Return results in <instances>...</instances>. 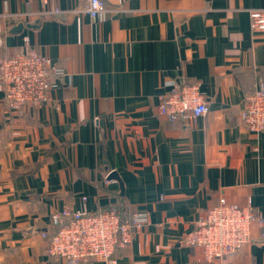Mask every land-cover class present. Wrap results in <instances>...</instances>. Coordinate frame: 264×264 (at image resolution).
I'll return each mask as SVG.
<instances>
[{"label": "crops", "instance_id": "1", "mask_svg": "<svg viewBox=\"0 0 264 264\" xmlns=\"http://www.w3.org/2000/svg\"><path fill=\"white\" fill-rule=\"evenodd\" d=\"M105 2L94 18L86 0H0V58L26 52L28 38L66 71L50 100L21 111L0 85V264H67L42 235L52 213L111 205L150 214L117 264H211L186 242L205 210L225 197L264 218V132L240 117L264 81V32L250 27L264 0ZM174 78L201 84L207 115L159 113ZM262 232L225 264H264Z\"/></svg>", "mask_w": 264, "mask_h": 264}, {"label": "built area", "instance_id": "2", "mask_svg": "<svg viewBox=\"0 0 264 264\" xmlns=\"http://www.w3.org/2000/svg\"><path fill=\"white\" fill-rule=\"evenodd\" d=\"M83 10L94 18L104 16L105 0H86ZM62 12L56 8L54 14ZM252 32H264V8L250 10ZM26 52L0 58V85L4 87L8 109L21 111L40 106L50 100L58 79L65 69L31 46L26 38ZM171 89L159 98V113L168 121L194 123L209 113V102L199 82L173 79ZM240 117L251 132H264V81L246 97ZM83 200H86L83 197ZM54 231L44 232L47 249L67 264L100 261L117 264L114 254L132 242L135 233L149 224L150 214L135 212L125 216L119 205L100 210L66 206L52 213ZM264 224L262 215L249 206L229 202L221 197L218 203L201 214L195 227L186 237L189 246L200 247L209 263L225 264L243 246L250 243L254 231ZM264 237V233H261Z\"/></svg>", "mask_w": 264, "mask_h": 264}, {"label": "water", "instance_id": "3", "mask_svg": "<svg viewBox=\"0 0 264 264\" xmlns=\"http://www.w3.org/2000/svg\"><path fill=\"white\" fill-rule=\"evenodd\" d=\"M23 26H24V24H19V26H17L16 28H14V30H12V31H19V30L22 29ZM28 26H30V24H28ZM34 26H35V24H34ZM2 36H3V34H0V40H1ZM108 179L109 180H116V181H118L120 183L121 196L124 197V195H125V188H124V184H123L120 176L118 175V173L116 171L110 172ZM121 202L124 203L123 198H122ZM256 241H258V242H264V238L258 239ZM212 264H217V263H212Z\"/></svg>", "mask_w": 264, "mask_h": 264}, {"label": "trees", "instance_id": "4", "mask_svg": "<svg viewBox=\"0 0 264 264\" xmlns=\"http://www.w3.org/2000/svg\"><path fill=\"white\" fill-rule=\"evenodd\" d=\"M126 208H125V206H123V214L126 216L127 214L125 213L126 212V210H125ZM54 231V230H53Z\"/></svg>", "mask_w": 264, "mask_h": 264}]
</instances>
